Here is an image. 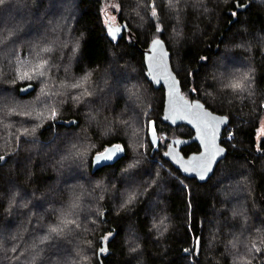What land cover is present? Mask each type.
I'll return each mask as SVG.
<instances>
[{
    "label": "trees",
    "instance_id": "obj_1",
    "mask_svg": "<svg viewBox=\"0 0 264 264\" xmlns=\"http://www.w3.org/2000/svg\"><path fill=\"white\" fill-rule=\"evenodd\" d=\"M152 3L0 5V39L11 33L0 44V97L33 117L0 112V232L10 229L0 264H264V0H155L158 21ZM124 23L131 34L113 39L110 26ZM156 39L184 95L228 119V154L205 182L165 157L171 140L185 142V155L200 146L188 125L163 120L165 89L149 79L142 50ZM38 59L48 61L45 75L19 80ZM245 74L244 91L228 86ZM53 107L56 119H46ZM112 144L126 155L94 170L93 156ZM69 213L79 227L37 255L33 245Z\"/></svg>",
    "mask_w": 264,
    "mask_h": 264
},
{
    "label": "snow or ice",
    "instance_id": "obj_2",
    "mask_svg": "<svg viewBox=\"0 0 264 264\" xmlns=\"http://www.w3.org/2000/svg\"><path fill=\"white\" fill-rule=\"evenodd\" d=\"M178 3L179 0H176ZM5 0H0V5L4 4ZM169 3H172V0H169ZM152 11L151 15L153 19L157 20L159 19L156 6H155V0H153V3L151 5ZM233 15H236L235 12L232 13ZM126 28V25L124 26ZM162 29L158 26L157 32H160ZM121 32L120 28H112L110 26L109 28V35L115 39L117 35ZM178 35V34H177ZM7 39H11V33L8 34L7 37L0 39V44L6 42ZM44 52H50V48H44ZM151 51L155 53V55L149 56V61L151 63L152 68V74L153 78L157 81L164 80L168 86H169V115L168 119H171L173 122L177 120H185L190 119L193 123L196 124L197 128L199 129L201 138L204 140V148L205 151L200 156H195L191 160L182 161L184 170L187 172H196L199 175L200 179H204L212 170V167L214 163L217 162V159L219 157H222L224 154V149L219 148L216 146L215 141L217 138L218 130L221 124H225L226 118L221 119L213 116L210 112L206 111L204 109V105H202L199 102L190 103L189 101L185 100L182 95H180L178 91V81H176L175 77L172 76L170 69L168 67V53L163 48V43L161 40L156 39L152 43V49ZM48 61L43 60L40 61L39 59L37 62L31 67V71H25L23 74H20L18 76V79L21 81L28 80L31 81L38 77H43L45 73L48 71L47 68ZM249 80V74H245L241 80L235 81L230 83L228 86L231 87L234 91H244L247 85L245 84V81ZM31 84H28L26 87H23L19 89L21 93H28L31 90ZM73 88H79L80 84L76 83L72 85ZM86 91V90H85ZM196 89H193V92H195ZM88 95H91V93H87ZM76 99H79V96L76 97ZM7 110L8 114H16V115H24L26 118H33L31 112L28 113H20L17 112V106L10 100L5 99L4 97H0V112H3ZM57 117V111L53 107L50 111V114L46 117V119L55 120ZM45 118L44 113L40 112L35 119H41ZM42 125L38 124L36 127H40ZM36 127L32 128V132L34 133L36 131ZM151 129V138L152 143L155 146L156 145V135H155V125H150ZM28 128H25L21 135L28 134ZM17 141L19 140V136L16 137ZM176 143H180L177 141ZM124 152V146L121 144H114L110 147H106L102 152H99L95 155L93 159V163L95 165L101 164V162H107L113 160V158L117 157L118 155L122 154ZM175 149H171L169 152H166V156L174 157ZM78 155H85L86 153H77ZM5 159L4 156H0V161H3ZM135 163L130 164L129 167H135ZM131 199H134V196L130 197L129 202H131ZM76 205L74 204L73 207ZM71 214L65 215L60 223L56 226H53L49 229L48 234L44 235L40 241L39 244H34V249L37 250L36 254L38 255L39 251V245L44 244L49 241V239L55 235L60 236L62 235L65 230H71L70 225H75L76 227H79V224L75 219L69 218ZM161 224H164V221L161 220ZM154 227H157L154 225ZM167 230L166 227L164 229ZM162 234V233H161ZM110 235V234H109ZM108 240V236H105L102 240V243H105ZM197 244H199V240H197ZM20 246H14L11 251L13 253L18 252V248ZM255 247V246H253ZM107 249L105 247H101L100 252L103 253ZM135 250V249H133ZM259 251V249H256ZM185 251H188L187 249ZM23 255V252H19L16 259L19 260L20 256ZM35 259V256L33 257Z\"/></svg>",
    "mask_w": 264,
    "mask_h": 264
},
{
    "label": "water",
    "instance_id": "obj_3",
    "mask_svg": "<svg viewBox=\"0 0 264 264\" xmlns=\"http://www.w3.org/2000/svg\"><path fill=\"white\" fill-rule=\"evenodd\" d=\"M126 25V28L124 27ZM114 28H120L121 29V32L117 35L116 39L117 38H120L122 37V35L124 34L125 31H127L129 34H131V31H130V28L127 24H121V25H117L115 26ZM160 40V39H159ZM153 43V41H152ZM152 43L150 45L149 48L147 49H142L143 52L145 53V63H146V67H147V73H148V76H149V79L152 81V83L154 84V86L156 88H160L161 86L164 87L165 89V104H164V114H163V120L170 124L171 126H178V125H182V124H186L188 125L193 131H194V135L191 137V142H196L198 143V145L200 146V151L198 152H193L189 155H185L183 152H182V145L185 143L184 141H181V140H171L167 146V149H166V152H169L171 149H175V152H174V157H170V156H166L165 157L170 160L177 169H179L181 171V173L186 176V177H191V178H196L197 180H199L200 182H205L207 180L210 179V177H212V175L214 174L215 172V169L218 165V163L224 159L226 157V155L228 154V149L226 146H224L221 142V139H222V135H223V131H224V128L228 125V119L221 115V114H218L214 111H212L209 107H207L202 101H199V100H192L188 97H186L184 95V93L182 92V86H181V81L179 79V77L177 76V73L174 71L173 69V66H172V61H171V53L170 51L168 50V48L163 44V48L164 50L168 53V67L170 69V72L172 74V76L175 77L176 81H178V91L180 93V95H182L184 97L185 100L189 101L190 103H195V102H199L201 103L202 105H204V109L208 112H210L213 116L217 117V118H221V119H224L226 118V123L225 124H221L220 127H219V130H218V134H217V138H216V141H215V144L217 147L219 148H223L224 149V154L222 157H219L217 159V162L214 163L213 167H212V170L207 173L206 177L204 179H200L199 178V175L196 173V172H187L184 170V167H183V164H182V161H187V160H191L193 157L195 156H200L204 151H205V148H204V140L201 138V135H200V132H199V129L197 128L196 124L193 123L190 119H185V120H177L175 122H173L171 119H168V115H169V86L168 84L164 81V80H155L153 78V74H152V68H151V63L149 61V56L151 55H155V53H153L151 51L152 49ZM31 90H33L34 86L31 85ZM29 91V92H30ZM23 94H27V93H23ZM156 132V131H155ZM156 146L158 145L159 143V138L157 136V133H156ZM177 141H179L180 143H176ZM114 145V144H112ZM110 145V146H112ZM122 145V144H121ZM108 146V147H110ZM102 152V151H101ZM165 152V153H166ZM99 153V152H98ZM97 154V153H96ZM95 154V155H96ZM95 155L93 156V159L95 157ZM126 155V149L124 147V152L120 155H118L117 157L113 158V160L111 161H107V162H101V164L99 165H95L93 163V169L94 170H98L106 165H109V164H112L118 160H120L122 157H124ZM105 217V215H104Z\"/></svg>",
    "mask_w": 264,
    "mask_h": 264
},
{
    "label": "rangeland",
    "instance_id": "obj_4",
    "mask_svg": "<svg viewBox=\"0 0 264 264\" xmlns=\"http://www.w3.org/2000/svg\"><path fill=\"white\" fill-rule=\"evenodd\" d=\"M263 134H264V120H263L261 127H260V130H259V135H263ZM155 135H156V132H155ZM9 230L10 229L7 227L6 229H4V231H1L0 232V238L5 239L8 236V234L10 233Z\"/></svg>",
    "mask_w": 264,
    "mask_h": 264
}]
</instances>
